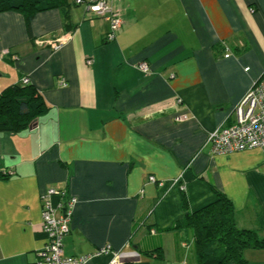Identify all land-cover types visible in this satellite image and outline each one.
<instances>
[{
    "label": "crops",
    "instance_id": "0c3cea01",
    "mask_svg": "<svg viewBox=\"0 0 264 264\" xmlns=\"http://www.w3.org/2000/svg\"><path fill=\"white\" fill-rule=\"evenodd\" d=\"M70 2L30 24L0 13V91L29 79L48 106L0 131V172L14 173L0 177V264H39L51 188L77 199L63 248L83 264L119 251L124 264H194L184 197L194 213L225 195L238 228L264 238V149L220 155L209 142L264 74V0H110L123 18L112 42L107 19ZM244 257L264 264V249Z\"/></svg>",
    "mask_w": 264,
    "mask_h": 264
},
{
    "label": "trees",
    "instance_id": "16d2710c",
    "mask_svg": "<svg viewBox=\"0 0 264 264\" xmlns=\"http://www.w3.org/2000/svg\"><path fill=\"white\" fill-rule=\"evenodd\" d=\"M69 6L70 0H0V13H22L30 24L38 13ZM68 19L69 15L65 14V20ZM47 109V104L32 85L8 87L0 96V131L16 133L34 126ZM0 177L7 179L10 175L0 172ZM183 207L186 215L179 226L193 233L191 263L229 264L235 261L249 264L244 253L264 249V238L259 231L238 228L233 204L225 195L218 193L216 202L194 213L189 212L184 197Z\"/></svg>",
    "mask_w": 264,
    "mask_h": 264
},
{
    "label": "built area",
    "instance_id": "2783aa9c",
    "mask_svg": "<svg viewBox=\"0 0 264 264\" xmlns=\"http://www.w3.org/2000/svg\"><path fill=\"white\" fill-rule=\"evenodd\" d=\"M76 5L85 4L86 10L96 17L107 19L111 28L106 36L107 42L116 39L117 34L123 26L121 10L116 9L110 3V0H74ZM65 43V39L58 40L57 48ZM232 54L225 55L226 58ZM89 65L93 60H88ZM138 68L143 73H150V66L147 62L138 64ZM29 84V79H25L22 85ZM61 84L66 86L65 80ZM1 96V91H0ZM234 123L226 126H220L210 134L209 142L213 154H231L252 149H264V74L254 83L252 88L235 108ZM185 119V116L177 117L178 121ZM5 175H13L12 171H3ZM150 181L156 182L151 176ZM58 197L59 203L54 205L53 198ZM43 206L42 227L48 236L46 246L38 253L40 262L46 264H83L88 257H71L64 253V238L70 231V222L73 216L77 199L68 196L63 190L51 188L46 190L41 196ZM111 253V248L100 249L97 254ZM135 259H139L138 253H134ZM123 252L119 251L113 254L111 264H124Z\"/></svg>",
    "mask_w": 264,
    "mask_h": 264
}]
</instances>
